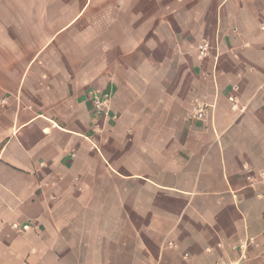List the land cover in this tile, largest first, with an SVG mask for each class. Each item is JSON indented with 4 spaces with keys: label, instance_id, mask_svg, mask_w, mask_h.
<instances>
[{
    "label": "crops",
    "instance_id": "1",
    "mask_svg": "<svg viewBox=\"0 0 264 264\" xmlns=\"http://www.w3.org/2000/svg\"><path fill=\"white\" fill-rule=\"evenodd\" d=\"M262 26L264 0H0V264H264Z\"/></svg>",
    "mask_w": 264,
    "mask_h": 264
},
{
    "label": "built area",
    "instance_id": "2",
    "mask_svg": "<svg viewBox=\"0 0 264 264\" xmlns=\"http://www.w3.org/2000/svg\"><path fill=\"white\" fill-rule=\"evenodd\" d=\"M261 29L264 30V26H262ZM196 51H197L196 52L197 58L202 60L208 55V44L206 42L199 44L196 48ZM92 105L95 111L106 110L108 108V100L105 98H101V97H97L93 95ZM206 107H207V104L205 102L197 103L194 106L193 111L195 113H199V112H202L203 109ZM230 107H231V110L233 111H237V110L242 111V108L238 106L237 101L235 99L231 101ZM28 228H29L28 225L22 226V230H28Z\"/></svg>",
    "mask_w": 264,
    "mask_h": 264
}]
</instances>
